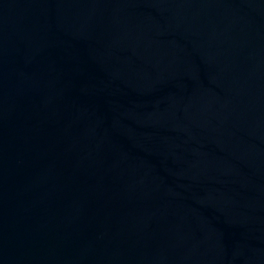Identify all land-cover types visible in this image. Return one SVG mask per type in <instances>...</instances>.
Wrapping results in <instances>:
<instances>
[{
  "label": "water",
  "instance_id": "1",
  "mask_svg": "<svg viewBox=\"0 0 264 264\" xmlns=\"http://www.w3.org/2000/svg\"><path fill=\"white\" fill-rule=\"evenodd\" d=\"M0 264H264V0H0Z\"/></svg>",
  "mask_w": 264,
  "mask_h": 264
}]
</instances>
